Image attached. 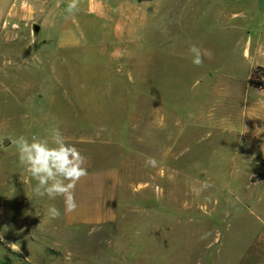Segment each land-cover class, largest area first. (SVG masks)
Segmentation results:
<instances>
[{
  "label": "rangeland",
  "instance_id": "374dc122",
  "mask_svg": "<svg viewBox=\"0 0 264 264\" xmlns=\"http://www.w3.org/2000/svg\"><path fill=\"white\" fill-rule=\"evenodd\" d=\"M126 1L111 0L114 6ZM128 1L135 2L140 23L144 2L161 1L165 7L161 18L157 7L151 9L147 50L136 41L127 58L104 55L113 47H101L100 37L113 30L97 22L91 30L83 6L63 25L37 36L49 34L55 45L64 30L81 37L87 28L90 40L77 52L9 56L29 51L30 32L19 30L18 38L11 25L4 31L0 212L6 205L3 229L16 228L18 216L24 218L19 224L29 226L2 230L0 251L15 256L13 247H20L28 264H264V92L250 95L248 85L252 70L264 66V0ZM191 44L211 53L201 66L191 62ZM78 53L85 59H74ZM225 60L239 96L232 97L234 111L226 103L210 112L211 101L223 102L213 86L222 80L218 71ZM110 66L127 71L117 74ZM114 99L115 104L106 103ZM246 99L263 107H248L243 115ZM68 118L86 120L80 124L88 128L87 144L80 147L93 164L110 158L122 163L124 184L113 223L67 231L62 214L47 219L51 204L62 212V199L37 196V182L19 163L14 139L42 137L49 120ZM94 128L106 130V136L92 135ZM122 129L129 137L117 136ZM144 131L150 144L143 142ZM7 139L12 146L4 151ZM103 140L123 142L124 148L102 145ZM149 157L157 167L145 166ZM34 214L36 222L27 223ZM42 222L56 233L45 231Z\"/></svg>",
  "mask_w": 264,
  "mask_h": 264
},
{
  "label": "crops",
  "instance_id": "0c3cea01",
  "mask_svg": "<svg viewBox=\"0 0 264 264\" xmlns=\"http://www.w3.org/2000/svg\"><path fill=\"white\" fill-rule=\"evenodd\" d=\"M68 3L69 0H37L33 2H26V0H0V39L7 41L5 37L7 34H5L4 31L6 30L7 26L10 25L13 28H16L14 35L18 36V38L19 35L17 31L24 30L26 32L29 30L30 32V40L27 44L29 51L26 54H21L14 50V52L9 53L11 54L9 56L21 58L27 54H35L36 50H39L44 54L52 55H58V53L63 51L70 53L77 52L76 50L79 49L82 43H86L90 40L91 36L87 28L85 32L82 33L81 37L64 30V32L59 34L60 36L57 37L56 41L58 42H56L55 45L52 44L53 39H51V35L49 34H45V36L40 40L37 39V36L40 35L44 29L50 28L54 24L60 26L63 25L66 19L69 18V16L65 14L64 7V5H68ZM82 6L87 18L91 21L88 26L91 28V30L95 27L94 23L96 22L102 24L105 27L112 28V34H104L100 37L101 41H99V45H101V47L112 46L113 49L109 53L105 52L104 55L108 56L109 54L111 60H114L123 57H129L131 55L130 50L133 49L136 41L141 40L143 47L146 49L145 39L147 36V29L149 28L147 26H150L152 23L151 9H155L157 7L159 17L161 18L162 9L165 7V3H162L161 1L157 4H154L150 1L144 2L142 7L143 17L141 23L136 22L135 20V2L133 1L127 0L123 5L114 6L111 0H81L79 8H82ZM174 6L171 7V11L172 13L174 12V15H176V4ZM36 27H38V31H35ZM160 32V34L163 32L161 31V28ZM16 41L17 40L15 39V42ZM163 51L164 50L160 47V52L163 53ZM3 55L4 53L0 51V57ZM224 55H227V53ZM73 58H77L76 60L78 61L85 59L80 55V53L73 56ZM224 62L226 66L218 71V74H220L218 76L222 78V80H220L218 83H215L213 86V92L217 90V94H219L218 97H221L223 102L221 104H216L214 101H211L213 104L210 102V112L218 111L220 110L219 108L225 109L227 107L226 103L230 104V107L228 108L229 111H234L231 103L232 97L236 98L239 96L237 88L233 87L232 85L233 83L236 84V81L234 80L236 77L232 74L233 72L230 69L231 64L228 60H225ZM110 68L117 74L122 73L120 72V69L127 71V67L124 68L123 66H110ZM263 92L264 90L254 89L249 86L250 95ZM116 101V99L113 101L108 100L106 103L111 106L115 104ZM248 107L261 109L263 104L257 102L251 103L246 99L242 111L243 115L246 113V109ZM209 119L211 125L215 123L214 121H216L214 118ZM227 121L230 124L232 123V119ZM80 122H86V120L78 121L70 118H68V120L60 119L59 121L49 120L46 127L47 129L54 123H60L61 130L66 138L67 143L77 147L86 158L88 175L87 177L81 179L75 188V198L78 204L77 209L74 212L66 213L64 211L63 198L60 197L63 202L61 214L67 227V231H80L87 228H96L115 222L119 215L118 206L120 200V186L124 184V173L122 172L123 166L119 160H116L115 163L113 158H110V163H108L109 160H107V162L105 161L101 164L95 165L93 164V161L86 155L84 149L80 147L81 145L87 144V140L84 136L87 135L86 131L88 130L86 127L82 128V124H80ZM243 122L245 123V119H243ZM93 131L95 134L92 135L98 137L106 136V132H104L106 130H103L102 128H94ZM113 131L114 130H112V132ZM121 131L122 132L119 130V132L116 133L118 137H129V130L122 129ZM143 142H146L147 144L151 143L150 133H147L146 131L143 132ZM6 143L7 145L4 148H1L4 151L12 146V142L8 139L6 140ZM100 143L102 145H110L112 147H119L122 143L121 147L124 148V143L120 141L114 142L113 140H103L100 141ZM175 146L176 144L171 145L168 150L170 152H174ZM4 184L7 183L4 182ZM8 197L10 198L11 196L6 195V201ZM5 213L6 205L5 209L0 212V232H2V230H5L6 232H17L18 227L24 228V226H29V224H19V222H22L24 218L18 216V226H16V228L3 229L2 217L5 215ZM36 217H38L36 214L30 215V217L25 220L27 223H31L33 220L36 222ZM42 225L45 227V231L50 232L52 235L56 233L55 229L52 227L48 228L46 223L44 224L42 222ZM16 248L19 249V251L16 252L15 256L7 255L0 251V264H28V257L26 255L21 256L23 250L20 247Z\"/></svg>",
  "mask_w": 264,
  "mask_h": 264
},
{
  "label": "clouds",
  "instance_id": "9594fccd",
  "mask_svg": "<svg viewBox=\"0 0 264 264\" xmlns=\"http://www.w3.org/2000/svg\"><path fill=\"white\" fill-rule=\"evenodd\" d=\"M81 0H69L66 8L68 16L79 10ZM191 62L201 66L204 58L211 53L191 44L188 49ZM18 153V159L30 176L37 182L33 191L37 196H46L49 200L62 197L64 211L74 212L77 207L75 198L76 185L87 177L85 156L73 145L67 143L59 123H54L45 129L43 136L33 135L31 139L24 135L13 140ZM155 158L149 157L145 161L146 167H157ZM61 211L54 204L45 210V217L49 220L60 218ZM14 251L19 249L13 247Z\"/></svg>",
  "mask_w": 264,
  "mask_h": 264
},
{
  "label": "trees",
  "instance_id": "16d2710c",
  "mask_svg": "<svg viewBox=\"0 0 264 264\" xmlns=\"http://www.w3.org/2000/svg\"><path fill=\"white\" fill-rule=\"evenodd\" d=\"M248 85L254 89L264 90V67L258 66L253 70Z\"/></svg>",
  "mask_w": 264,
  "mask_h": 264
},
{
  "label": "built area",
  "instance_id": "2783aa9c",
  "mask_svg": "<svg viewBox=\"0 0 264 264\" xmlns=\"http://www.w3.org/2000/svg\"><path fill=\"white\" fill-rule=\"evenodd\" d=\"M33 1H37V0H26V2H33Z\"/></svg>",
  "mask_w": 264,
  "mask_h": 264
},
{
  "label": "water",
  "instance_id": "95a60500",
  "mask_svg": "<svg viewBox=\"0 0 264 264\" xmlns=\"http://www.w3.org/2000/svg\"><path fill=\"white\" fill-rule=\"evenodd\" d=\"M38 30H39L38 27H36V28H35V31H38Z\"/></svg>",
  "mask_w": 264,
  "mask_h": 264
}]
</instances>
